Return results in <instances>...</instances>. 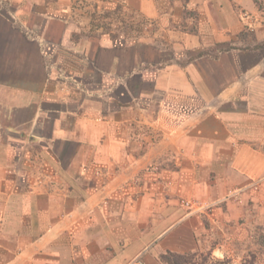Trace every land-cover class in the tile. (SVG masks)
<instances>
[{"label": "crops", "instance_id": "obj_1", "mask_svg": "<svg viewBox=\"0 0 264 264\" xmlns=\"http://www.w3.org/2000/svg\"><path fill=\"white\" fill-rule=\"evenodd\" d=\"M263 214L264 0H0V264L222 258Z\"/></svg>", "mask_w": 264, "mask_h": 264}, {"label": "rangeland", "instance_id": "obj_2", "mask_svg": "<svg viewBox=\"0 0 264 264\" xmlns=\"http://www.w3.org/2000/svg\"><path fill=\"white\" fill-rule=\"evenodd\" d=\"M93 16L96 17L95 23L98 28L102 31L110 32L114 36L127 34V32L138 28L135 22L132 20L128 21L129 18L125 17L126 14L123 13L120 7L115 9L101 8L93 12ZM242 222L240 221L238 224ZM184 257L187 262L179 261L180 264H213L215 259L223 260L224 264H247L248 262L264 264V214L263 216L260 215L257 226L246 228L242 232L235 246H233L232 252L228 253V255L216 258L208 247H202L196 251L184 253ZM164 264L167 263L164 262Z\"/></svg>", "mask_w": 264, "mask_h": 264}, {"label": "trees", "instance_id": "obj_3", "mask_svg": "<svg viewBox=\"0 0 264 264\" xmlns=\"http://www.w3.org/2000/svg\"><path fill=\"white\" fill-rule=\"evenodd\" d=\"M163 262H166L167 264H180V262L186 263L187 260L184 258V254H178V253H166L162 255ZM213 264H224V261L221 259H215ZM247 264H254L253 262H248Z\"/></svg>", "mask_w": 264, "mask_h": 264}, {"label": "built area", "instance_id": "obj_4", "mask_svg": "<svg viewBox=\"0 0 264 264\" xmlns=\"http://www.w3.org/2000/svg\"><path fill=\"white\" fill-rule=\"evenodd\" d=\"M181 203L185 206H191L192 202L182 199ZM129 264H142V261L140 259H134L132 262H130Z\"/></svg>", "mask_w": 264, "mask_h": 264}]
</instances>
